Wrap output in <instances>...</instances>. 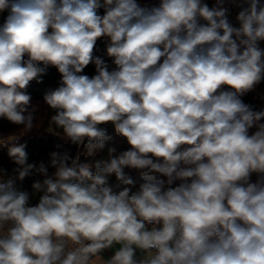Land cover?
Instances as JSON below:
<instances>
[{"label": "clouds", "instance_id": "clouds-1", "mask_svg": "<svg viewBox=\"0 0 264 264\" xmlns=\"http://www.w3.org/2000/svg\"><path fill=\"white\" fill-rule=\"evenodd\" d=\"M4 12L0 118L30 131L27 89L54 67L50 125L92 159L37 165L7 146L0 264H264V109L242 100L264 80L262 0H0ZM104 37L112 66L94 55ZM109 123L129 147L95 158ZM30 176L43 179L19 191Z\"/></svg>", "mask_w": 264, "mask_h": 264}, {"label": "trees", "instance_id": "trees-1", "mask_svg": "<svg viewBox=\"0 0 264 264\" xmlns=\"http://www.w3.org/2000/svg\"><path fill=\"white\" fill-rule=\"evenodd\" d=\"M99 14L103 15V13L99 10ZM7 16V12L0 13V22L3 23L4 19ZM108 38L104 37L97 41V45L95 47L94 55L103 57L107 63L111 65V60L106 56V47L109 44ZM27 59V57H25ZM43 66L42 64L40 65ZM114 67V66H113ZM82 74L89 75L90 77L95 75V67L94 65L90 64L84 69V72ZM60 74L58 73L57 69L54 67H49L47 69L46 74L42 77V83H36L33 81L29 88L27 89V92L31 95L32 100H38V103L43 104V110L40 112V115L44 117L43 122V129L45 131L49 130L51 127L53 128V132L49 134L44 135H35L30 134L23 138V144L26 145L25 151L28 154V162L29 163H35L39 164L41 161L45 162L46 164L50 160V153L53 151H69L72 155L75 154L77 149L79 147L75 145H71L62 134V131L59 129H56L54 125H50V117L51 115H54L55 113L47 107V105L43 101V96L45 92L50 88H55L58 86V82L60 80ZM242 100L253 106L255 110H260V108L257 106L256 100H255V93L253 90L246 93ZM38 112V110H36ZM37 121V120H36ZM17 125H14L7 121L4 118H0V130L2 131H10L14 129ZM102 128H105L108 135L112 137L110 141L107 142V145L105 149L98 153L97 157L95 158H107L108 155V147H115L117 149V153L120 151L127 150L129 145L127 142L115 134L114 126L112 124H106L101 125ZM4 144L6 146L0 147V168L4 169L8 176L12 175V169L15 167V165L12 163V160L9 158L7 154V144L6 141H4ZM59 146V147H57ZM92 159V158H90ZM51 172L52 169H49ZM133 176H135V172L131 173ZM7 178V177H6ZM42 180L43 177L39 176H30L25 178L23 181H17L16 187L19 191H27L29 193H33L34 190L32 188V184L35 180ZM36 198V195L33 196V199Z\"/></svg>", "mask_w": 264, "mask_h": 264}, {"label": "crops", "instance_id": "crops-1", "mask_svg": "<svg viewBox=\"0 0 264 264\" xmlns=\"http://www.w3.org/2000/svg\"><path fill=\"white\" fill-rule=\"evenodd\" d=\"M260 47L262 49H264V41L260 42ZM253 92L255 93V100L257 103V106L261 109V105L262 102L264 100V80H262L258 85H256L253 89ZM38 100H32V106L35 109L34 105H36V103H38ZM36 111V109H35ZM264 122V121H261ZM52 130H47L45 131L44 129H42L40 126L38 127L37 130H34L33 128L30 131H25L23 129L22 125H17L14 129L10 130V131H2L0 130V139H2L3 141H6L7 138H11V137H15V136H21L22 138H24L27 135L30 134H35V135H46L49 134L51 132H53V128L51 127ZM257 180V176L256 174H253L251 176V181L255 182ZM107 255V254H106Z\"/></svg>", "mask_w": 264, "mask_h": 264}, {"label": "built area", "instance_id": "built-area-1", "mask_svg": "<svg viewBox=\"0 0 264 264\" xmlns=\"http://www.w3.org/2000/svg\"><path fill=\"white\" fill-rule=\"evenodd\" d=\"M202 2L207 3L209 5V7H212L215 3V0H202ZM262 2H264V0H262ZM138 3L141 6L152 7V6L158 5L159 0H138ZM225 6L229 8V17H228L229 21L233 24V26L238 27L239 24L236 21L235 17L238 14V11L240 9L231 3H226ZM100 11L103 13L104 10L100 9ZM261 109H264V100L262 102ZM252 131H255V129L250 130V132H252ZM6 142L9 146L12 143H18L19 144V143H23V138L21 136H15V137L7 138ZM85 152H86V150L83 147H79L73 156H75V155H77V153H79L82 161H84L85 159H90V157H86Z\"/></svg>", "mask_w": 264, "mask_h": 264}, {"label": "rangeland", "instance_id": "rangeland-1", "mask_svg": "<svg viewBox=\"0 0 264 264\" xmlns=\"http://www.w3.org/2000/svg\"><path fill=\"white\" fill-rule=\"evenodd\" d=\"M1 24V22H0ZM35 109L38 110V112H34V124H33V129L37 130L38 127L40 126L43 129V122H44V117L40 115V112L43 110V104L42 103H36V105H34ZM37 120V121H36Z\"/></svg>", "mask_w": 264, "mask_h": 264}]
</instances>
